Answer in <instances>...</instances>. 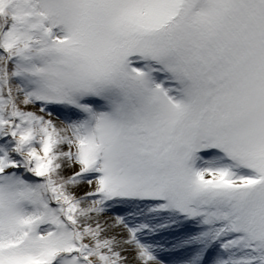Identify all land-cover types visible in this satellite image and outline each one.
I'll use <instances>...</instances> for the list:
<instances>
[{
	"label": "snow or ice",
	"instance_id": "1",
	"mask_svg": "<svg viewBox=\"0 0 264 264\" xmlns=\"http://www.w3.org/2000/svg\"><path fill=\"white\" fill-rule=\"evenodd\" d=\"M0 264H264V0H0Z\"/></svg>",
	"mask_w": 264,
	"mask_h": 264
}]
</instances>
